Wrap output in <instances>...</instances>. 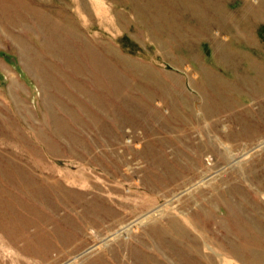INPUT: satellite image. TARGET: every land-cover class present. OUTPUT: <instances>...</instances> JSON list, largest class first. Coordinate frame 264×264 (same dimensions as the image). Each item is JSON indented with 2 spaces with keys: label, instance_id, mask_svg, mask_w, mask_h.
Here are the masks:
<instances>
[{
  "label": "rangeland",
  "instance_id": "obj_1",
  "mask_svg": "<svg viewBox=\"0 0 264 264\" xmlns=\"http://www.w3.org/2000/svg\"><path fill=\"white\" fill-rule=\"evenodd\" d=\"M0 264H264V0H0Z\"/></svg>",
  "mask_w": 264,
  "mask_h": 264
}]
</instances>
